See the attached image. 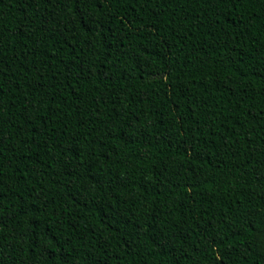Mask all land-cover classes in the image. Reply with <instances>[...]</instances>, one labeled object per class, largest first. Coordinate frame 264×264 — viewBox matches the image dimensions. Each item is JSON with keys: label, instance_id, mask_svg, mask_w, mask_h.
<instances>
[{"label": "trees", "instance_id": "1", "mask_svg": "<svg viewBox=\"0 0 264 264\" xmlns=\"http://www.w3.org/2000/svg\"><path fill=\"white\" fill-rule=\"evenodd\" d=\"M0 264H264V0H0Z\"/></svg>", "mask_w": 264, "mask_h": 264}, {"label": "snow or ice", "instance_id": "2", "mask_svg": "<svg viewBox=\"0 0 264 264\" xmlns=\"http://www.w3.org/2000/svg\"><path fill=\"white\" fill-rule=\"evenodd\" d=\"M77 2L80 4H87L90 2V0H77ZM105 2H107V0H105ZM100 6L102 7L103 5L101 4Z\"/></svg>", "mask_w": 264, "mask_h": 264}]
</instances>
